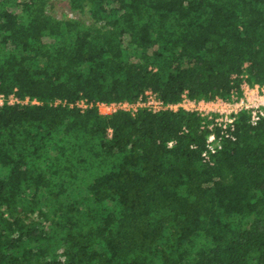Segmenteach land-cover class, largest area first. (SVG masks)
Instances as JSON below:
<instances>
[{"label":"trees","instance_id":"obj_1","mask_svg":"<svg viewBox=\"0 0 264 264\" xmlns=\"http://www.w3.org/2000/svg\"><path fill=\"white\" fill-rule=\"evenodd\" d=\"M54 1L0 0V264H264V114L209 162L197 109L97 106L263 85L264 0Z\"/></svg>","mask_w":264,"mask_h":264},{"label":"built area","instance_id":"obj_2","mask_svg":"<svg viewBox=\"0 0 264 264\" xmlns=\"http://www.w3.org/2000/svg\"><path fill=\"white\" fill-rule=\"evenodd\" d=\"M233 96V95H232ZM5 100V97L0 94V104ZM7 100L9 102L19 101L15 96L10 95ZM29 100L28 97H25L22 101L27 102ZM35 101V100H32ZM56 100L55 102H58ZM190 102L192 104H207V105H215V107H210V109H205L206 107H198L196 108L201 114L206 115V119L203 120V126L209 129V133L206 137L205 150L202 152L203 158L209 162L212 161V154L215 153L221 147V141L223 136H229L233 138L232 130H233V120L235 118V113L245 107L251 108L252 104L248 102L244 97H238L235 101H229L227 99H223L221 97H215L210 100L205 99H190L186 95H183V98L180 102L177 103H168L163 102L160 98H158L155 93L150 90H146L143 95H140L137 99L133 101L129 100H113L109 102L100 101L97 102V106L100 112L102 113H110L116 109H124L130 112L137 111L138 108H147L151 111H159L165 108H177L178 106H184L183 102ZM77 105L80 107H86L91 103L85 102L84 99H80L76 101ZM210 103V104H208ZM260 114H264L263 110H255L251 111V120L255 121ZM216 128H219V133L216 132Z\"/></svg>","mask_w":264,"mask_h":264},{"label":"rangeland","instance_id":"obj_3","mask_svg":"<svg viewBox=\"0 0 264 264\" xmlns=\"http://www.w3.org/2000/svg\"><path fill=\"white\" fill-rule=\"evenodd\" d=\"M5 1L11 7H17V6L21 5V2L23 0H5ZM51 11L53 12V14L58 15L59 17H69V16H78L79 15L77 12H74V11L69 9L66 0H56V1L52 2L51 3ZM263 88H264V86H263ZM263 92H264V89L260 90L261 94H263ZM237 98H238V95L235 93L229 101H235V100H237ZM263 99L260 102H258V101H254V102L248 101V102H250L253 105L252 109L263 110V108H264V100ZM208 104H210V103H208ZM183 105H184L183 107H185L187 109H196L198 107H206L205 109H210V107H212V108L215 107L214 104L213 105H207V104H201L200 105L198 103L192 104L188 101L183 102ZM33 216H35V215H33Z\"/></svg>","mask_w":264,"mask_h":264},{"label":"crops","instance_id":"obj_4","mask_svg":"<svg viewBox=\"0 0 264 264\" xmlns=\"http://www.w3.org/2000/svg\"><path fill=\"white\" fill-rule=\"evenodd\" d=\"M263 85H248L243 84L242 85V93L241 95H238V97H244L250 102L258 101L260 102L264 98V92L263 94L260 93V90H263ZM264 100V99H263Z\"/></svg>","mask_w":264,"mask_h":264}]
</instances>
